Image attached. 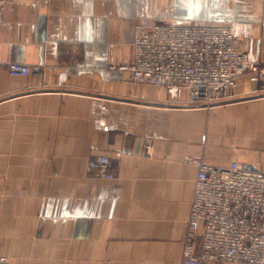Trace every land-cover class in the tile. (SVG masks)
Returning a JSON list of instances; mask_svg holds the SVG:
<instances>
[{
  "label": "crops",
  "instance_id": "1",
  "mask_svg": "<svg viewBox=\"0 0 264 264\" xmlns=\"http://www.w3.org/2000/svg\"><path fill=\"white\" fill-rule=\"evenodd\" d=\"M220 24L264 66V0H0V255L180 264L198 169L264 170V96L134 82L136 24ZM33 66L13 76L11 62ZM106 155L102 173L95 158ZM209 264H248L221 262Z\"/></svg>",
  "mask_w": 264,
  "mask_h": 264
},
{
  "label": "built area",
  "instance_id": "2",
  "mask_svg": "<svg viewBox=\"0 0 264 264\" xmlns=\"http://www.w3.org/2000/svg\"><path fill=\"white\" fill-rule=\"evenodd\" d=\"M129 70L137 83L181 87L191 105L225 103L245 78L249 94L264 96V66L240 48V37L220 24H180L173 21L136 24L133 62ZM35 68L11 62L13 76ZM106 174L110 158H95ZM197 167L188 228L180 264L243 262L264 264V170L188 157ZM0 264H9L0 255Z\"/></svg>",
  "mask_w": 264,
  "mask_h": 264
},
{
  "label": "bare ground",
  "instance_id": "3",
  "mask_svg": "<svg viewBox=\"0 0 264 264\" xmlns=\"http://www.w3.org/2000/svg\"><path fill=\"white\" fill-rule=\"evenodd\" d=\"M232 99V98H231ZM230 101V100H229ZM224 103V102H223ZM226 103V102H225ZM216 104H221V103H216ZM216 104H210L209 106H213V105H216ZM204 106V105H203Z\"/></svg>",
  "mask_w": 264,
  "mask_h": 264
},
{
  "label": "rangeland",
  "instance_id": "4",
  "mask_svg": "<svg viewBox=\"0 0 264 264\" xmlns=\"http://www.w3.org/2000/svg\"><path fill=\"white\" fill-rule=\"evenodd\" d=\"M7 258H8V256H6ZM8 261H9V264H10V260H9V258H8Z\"/></svg>",
  "mask_w": 264,
  "mask_h": 264
}]
</instances>
